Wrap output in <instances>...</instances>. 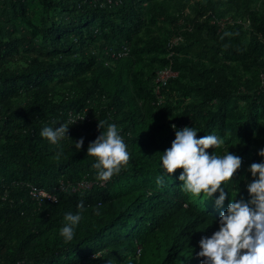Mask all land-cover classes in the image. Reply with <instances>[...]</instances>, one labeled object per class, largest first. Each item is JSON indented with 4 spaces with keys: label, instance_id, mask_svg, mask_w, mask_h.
<instances>
[{
    "label": "trees",
    "instance_id": "trees-1",
    "mask_svg": "<svg viewBox=\"0 0 264 264\" xmlns=\"http://www.w3.org/2000/svg\"><path fill=\"white\" fill-rule=\"evenodd\" d=\"M97 1L38 0L46 9L69 12L75 7L78 12L77 18L69 17L45 29L27 21L33 36L50 39L49 45L57 54L54 61L35 58L25 67L9 69L13 52L18 51L16 42L9 39L0 47V188L18 180L52 193L60 179L76 182L87 177L100 182L93 168L95 158L87 157V148L109 124L116 125L130 159L104 186L97 183L85 191L57 193L56 202L43 200L39 204L28 197L24 185L15 188L8 200L0 201V264H203L197 256L199 242L219 230L220 213L227 211L231 198H236L229 194L217 208L214 202L218 196L205 203L203 197L182 190V170L169 176L162 168L161 155L175 139L171 123L184 119L167 111L176 99L169 89L178 75L163 87L160 104L151 81L158 69L172 62L156 68L147 82L129 53L110 66L101 63L109 60L107 56L92 52L69 57L85 44V33L95 22H109V32L103 33L106 46L127 45L116 41L127 29L114 25V19L134 13V6L126 4L127 0L105 6ZM249 44L263 53L264 17L255 21ZM192 48L195 55L209 51L203 41ZM67 66L80 71L87 68L88 77L57 90L51 83ZM207 86L210 96L220 95L224 100L225 90L216 82L208 81ZM85 107L95 116L93 121L67 122L68 112ZM201 111L205 113L206 108L201 107ZM220 112H209L205 122H221ZM187 115L185 111L184 117ZM100 121L107 122L101 131ZM61 123L68 124L69 139L58 146L40 136L42 128ZM204 132L199 137L207 135ZM81 138L84 144L78 152L74 142ZM240 199L247 201L249 197ZM81 201L82 219L73 239L65 242L60 236L64 217L77 214Z\"/></svg>",
    "mask_w": 264,
    "mask_h": 264
},
{
    "label": "rangeland",
    "instance_id": "rangeland-1",
    "mask_svg": "<svg viewBox=\"0 0 264 264\" xmlns=\"http://www.w3.org/2000/svg\"><path fill=\"white\" fill-rule=\"evenodd\" d=\"M126 4L134 6V13L114 19V25L127 29V34L116 41L127 43L129 55L147 82L156 68L174 63L173 58H176L174 66L178 78L169 89L176 99L167 111L172 110L178 118L184 119L176 123L193 127L197 138L205 131L224 140L221 147L209 149V154L215 152L223 156L229 151L241 157L240 169L233 180L222 187L235 198L249 197L247 184L253 177L248 169L252 163L264 162V157L258 155L264 149V50L260 55L249 44L255 21L264 17V0H127ZM69 12L46 9L38 0H0V47L9 39L18 47L8 68L25 67L35 58L54 61L57 54L49 45L50 39L44 35L33 36L27 21L45 29L68 21L69 17L77 18L75 7ZM108 23L92 24L85 33V44L75 48L69 57L89 52L107 56L108 42L103 39V33L109 32ZM95 30L97 35L94 36ZM176 36L181 40L170 48L169 42ZM201 41L209 51L193 54L192 47ZM86 77L87 68L80 71L67 66L58 71L51 85L61 90ZM208 81L216 82L225 90L224 100L220 95L210 96ZM131 87L135 91L134 84ZM201 107L206 108L203 114ZM219 110L221 122L216 125L205 122L206 114ZM185 111L188 117H184ZM217 196L219 192L212 198ZM199 197H203L205 203L209 199L204 194Z\"/></svg>",
    "mask_w": 264,
    "mask_h": 264
},
{
    "label": "clouds",
    "instance_id": "clouds-1",
    "mask_svg": "<svg viewBox=\"0 0 264 264\" xmlns=\"http://www.w3.org/2000/svg\"><path fill=\"white\" fill-rule=\"evenodd\" d=\"M77 121L82 120H76L73 125ZM106 123L98 122V130L101 131ZM68 130L66 123L55 128L46 126L42 128L40 136L51 145L58 146L60 141L69 139ZM83 144V138L74 142L76 151L79 152ZM223 144L224 140L216 135L197 138L193 127H185L175 131L171 147L161 155L162 168L169 176L182 170L179 175L182 190L191 196L204 194L210 199L219 192L214 203L221 208L229 197L222 185L233 180L242 163L241 157L229 151L223 156L215 152L209 154V149L219 148ZM258 155L264 157V149ZM87 157L95 158L93 168L97 170V180L102 182L109 181L127 165L130 159L127 145L115 124H109L106 132L101 131V135L89 144ZM248 171L253 177L247 184L249 199L231 198L227 211L220 213L219 230L199 242L197 256L203 259V264H264V162L252 163ZM157 182L161 183L162 180L158 178ZM77 208L80 210L77 214L67 213L64 217L60 236L65 242L73 239L74 229L82 219L83 201Z\"/></svg>",
    "mask_w": 264,
    "mask_h": 264
},
{
    "label": "built area",
    "instance_id": "built-area-1",
    "mask_svg": "<svg viewBox=\"0 0 264 264\" xmlns=\"http://www.w3.org/2000/svg\"><path fill=\"white\" fill-rule=\"evenodd\" d=\"M97 3H99L100 6L118 5L120 3V0H100V1H97ZM180 40H181V37L176 36L172 38L168 46L170 48H173L180 42ZM105 53L107 54V57L109 58V60L108 59L103 60L101 63L104 66H110L112 61H117L127 56L129 53V47L126 44H123L120 47L106 46ZM175 76H176V73L172 68V63L156 71L155 76L153 77L151 81V84L153 88L154 97L158 104L163 102V94H162L163 87H165L167 83L169 82V80ZM94 119H95V116L92 114L89 107H85L79 111H70L67 114V122L69 124H73L76 120H82V121H77L75 123L76 125L81 124V123H89L93 121ZM173 125L175 126V129H173ZM185 127H186L185 124H178L176 122L171 123V129L173 131L182 130ZM97 183L100 184L101 186H104L106 182L92 181L87 177H84L83 179L76 181V182L64 181L60 179L53 188L54 193L53 192L49 193L36 185L29 184L27 182L18 181V180H12L10 182H7L6 184H3L2 187L0 188V201L3 202V201L8 200L10 198L11 193L14 191V189L21 185H24L26 187V192H27L28 197L31 200L36 201L40 204L43 200H47L50 202H56L57 193H60V194L67 193V192L77 193L80 191H85V190L91 189L92 186Z\"/></svg>",
    "mask_w": 264,
    "mask_h": 264
}]
</instances>
